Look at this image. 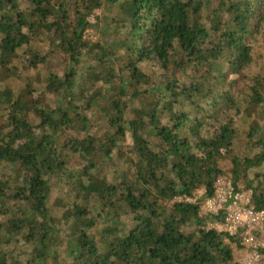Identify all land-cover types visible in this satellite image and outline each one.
Instances as JSON below:
<instances>
[{
  "label": "trees",
  "instance_id": "1",
  "mask_svg": "<svg viewBox=\"0 0 264 264\" xmlns=\"http://www.w3.org/2000/svg\"><path fill=\"white\" fill-rule=\"evenodd\" d=\"M257 66L264 0H0V264H239L199 210L221 161L264 209Z\"/></svg>",
  "mask_w": 264,
  "mask_h": 264
},
{
  "label": "built area",
  "instance_id": "2",
  "mask_svg": "<svg viewBox=\"0 0 264 264\" xmlns=\"http://www.w3.org/2000/svg\"><path fill=\"white\" fill-rule=\"evenodd\" d=\"M210 214L221 215V221L200 228L225 232L234 238L236 242L230 246L238 255L234 257L236 262L264 264V209L258 208L242 182H233L231 170L228 177L218 178L214 183V194L201 205L199 215Z\"/></svg>",
  "mask_w": 264,
  "mask_h": 264
},
{
  "label": "rangeland",
  "instance_id": "3",
  "mask_svg": "<svg viewBox=\"0 0 264 264\" xmlns=\"http://www.w3.org/2000/svg\"><path fill=\"white\" fill-rule=\"evenodd\" d=\"M90 33H93V32H91V31H89V32H86V35L87 36H90L91 34ZM253 66V65H252ZM257 68H258V70H259V73H261V74H263L264 75V66H257ZM252 69H256V67L255 66H253V68ZM230 175V164L227 162V161H221V163H220V173H219V177L220 176H226V177H228ZM219 177H217V179H216V181L215 182H217V180H218V178ZM193 193H194V197H195V199L196 198H199L200 196H201V194H203L204 193V189H203V187H197V188H194V190H193ZM175 199L176 198H166V199H160L164 204H171L173 201H175ZM233 252H234V257L236 258L238 255H237V253L233 250Z\"/></svg>",
  "mask_w": 264,
  "mask_h": 264
}]
</instances>
